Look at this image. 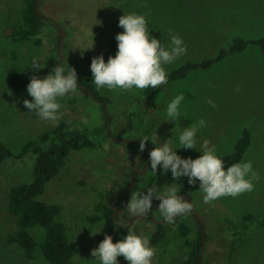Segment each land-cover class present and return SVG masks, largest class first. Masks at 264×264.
Instances as JSON below:
<instances>
[{"label":"rangeland","instance_id":"rangeland-1","mask_svg":"<svg viewBox=\"0 0 264 264\" xmlns=\"http://www.w3.org/2000/svg\"><path fill=\"white\" fill-rule=\"evenodd\" d=\"M19 7V0H0V29L8 31L12 27ZM39 10L56 20L65 32L60 47V32L49 21L45 22L40 34L41 45L33 41L9 42L0 39V140L16 154L26 141L37 138L40 132L55 125L42 121L34 112L28 111L23 100L32 97L11 87L9 77L15 72L29 74L40 69L26 66L34 57H38L41 64L50 55L57 58L58 54L60 60L61 45L60 63L73 67L76 74L87 71L92 75L90 66L79 58L85 50L95 55L102 53L100 45L104 40L102 35L110 25V11L115 14L116 22L124 12L143 13L151 34L165 44L169 30L183 38L186 53L164 66L167 73L189 59L215 56L237 35L249 39L264 34V0H41ZM51 70L47 68L44 76ZM104 89L105 94L124 100L132 98L139 90ZM180 93L184 94V99L181 102L183 115L179 122L185 118L190 120L187 126L199 118L207 122V126L197 133V147L207 139L225 160L229 158L243 129L247 128L252 142L242 161H251L257 173V178L252 180V191L235 197L221 196L209 203L203 202L198 181L189 184L188 178L181 176L187 187L184 192L190 196L192 204L205 221L206 232L210 234L201 264H264V229L231 244H225L224 236L220 234L224 211L240 217L248 212L260 213L264 210V53L256 45L248 46L243 52L230 56L208 70L192 71L186 78L170 84L166 90H157L153 103L146 106V112L135 119L132 129L124 127L125 118L117 113V105L108 106L113 119L112 137L101 149L73 151L67 167L47 183L41 196L42 200L64 205V218L72 229L71 236L81 246L70 264H98L91 250L106 234L111 235L114 242L123 237L119 232L108 231L102 221H88L86 215L97 214L94 204L98 191L104 192V200L116 209L130 171V174L141 171L142 180L138 183L134 181L126 197L127 202L132 191L155 183L154 173L150 169L144 170L145 152L144 149L140 150L137 137L143 133L150 139L161 138L163 141L174 135L170 126L176 122L162 121L163 112L166 103ZM209 98L216 107L207 103ZM61 104L60 117L72 118L73 128L91 130L103 120L99 104L79 88L75 94L62 98ZM134 108L135 105L131 106V109ZM176 151L185 158H196L201 154L196 148L180 147ZM33 173L34 162H9L0 175V264H44L38 258H25L15 246L6 243V236L13 229L7 213L6 193L12 183L31 181ZM80 180H85L87 184L81 185ZM158 204L159 200L153 198L150 209L153 215L147 212L138 216L132 222L134 227L153 232L155 220L152 216L164 219L159 213ZM117 214L122 226L128 225L136 216L129 213L124 204ZM181 221L191 226V236L196 237L199 223L190 207L189 211L175 217L173 223L164 222L166 236L153 247L152 264H176L183 259V239L178 232ZM91 228L101 231L93 234ZM34 233L40 237L43 229L37 227ZM118 261L119 264H128L122 255Z\"/></svg>","mask_w":264,"mask_h":264},{"label":"trees","instance_id":"trees-1","mask_svg":"<svg viewBox=\"0 0 264 264\" xmlns=\"http://www.w3.org/2000/svg\"><path fill=\"white\" fill-rule=\"evenodd\" d=\"M20 7L17 11L16 21L8 30L0 29V39L9 42H28L33 41L36 45L42 44L40 34L46 21L55 24L52 20L40 16L36 11L37 0H19ZM109 26L103 33L100 49L103 50L105 60L109 55H114L117 50V41L115 36L120 32L118 22L115 20V14L110 11ZM61 35L58 39V46L61 44ZM250 45H256L264 53V34L255 38H244L235 36L225 46L221 47L217 54L213 57L203 58L201 60H187L178 67L167 73V83L158 86L155 89H139L134 96L128 100L119 97L110 96L104 88H96L92 82V75L87 71L77 74V82L85 85L78 88L87 96L92 97L101 109V123L93 129L73 128L74 120L68 116H62L58 122L50 129L39 133L37 138L26 141L19 153L13 150L0 140V175L3 168L9 162L23 164L25 162H34V173L31 181L12 183L6 193L7 213L11 217L13 229L6 236V243L15 246L27 259H39L44 264H70L74 256L81 249L71 236V227L64 218V205L56 201L42 200L46 185L59 175V173L67 167L70 162L73 151H79L84 148L101 149L107 139L112 137V131L109 129L107 110L108 106L115 104L120 117L125 118L124 127L132 129L134 121L141 113L146 112V106L151 105L157 90H166L170 84L186 78L190 72L197 70H208L215 64L222 62L232 55L243 52ZM59 49V48H58ZM57 49V50H58ZM100 55V54H97ZM87 50L82 52L79 60L90 66L91 60L97 56ZM57 58L53 55L47 56L42 61L40 69L29 74L13 73L9 77V84L19 92L27 93V84L33 75L44 77L47 68L52 69L58 63ZM93 94V96H91ZM98 98L100 101L96 100ZM113 98V99H112ZM135 105L134 109L131 106ZM124 108V111H123ZM109 113V110H108ZM109 122L111 123L112 115L109 113ZM190 123L189 118L183 119L181 122L172 123L170 128L174 126L185 127ZM112 129V128H111ZM150 139V138H149ZM151 140V139H150ZM252 142V135L249 129L245 128L242 134L233 145V150L229 158L225 159V167L228 164L242 161ZM154 147L150 141L145 142L144 154L145 164L147 162L148 151ZM150 168V161L148 165ZM152 171V170H151ZM131 172V171H130ZM130 172L125 178V187H129L133 179L137 183L142 180L141 172L134 171L133 176ZM155 184L164 185L175 183L178 194L187 190L182 178L176 181L171 179V173H165L157 170L154 173ZM81 185H86L85 180H80ZM131 190L127 191L125 197L129 195ZM105 193L97 192V200L94 204V211L97 214H88L86 219L90 222L102 221L104 227L113 233L119 232L122 236L127 233L128 229L137 233L146 235L152 247L159 245L166 236L165 224L155 221V230L153 232L140 231L138 227H134L133 223L122 226L120 223L117 210L124 204V197L120 195L117 208L111 206L104 200ZM116 213V214H115ZM199 229L196 237H192L191 226L181 221L178 224V232L182 241L183 259L176 264H201L203 261L202 248L210 239L209 232L203 233V226L199 218L195 215ZM223 223L220 227V234L224 236L225 244H231L239 241L241 238L251 236L254 232L264 229V210L260 213L248 212L240 217H234L228 211L222 214ZM40 227L43 229L42 235L39 237L34 233V229ZM205 251V249H204ZM45 262H44V261Z\"/></svg>","mask_w":264,"mask_h":264},{"label":"clouds","instance_id":"clouds-1","mask_svg":"<svg viewBox=\"0 0 264 264\" xmlns=\"http://www.w3.org/2000/svg\"><path fill=\"white\" fill-rule=\"evenodd\" d=\"M118 26L123 30L115 36L116 53L109 55L107 60L102 53L91 60L90 71L96 88L155 89L166 84L167 72L164 66L185 55L187 46L183 38L169 30L165 44L151 34L145 15L135 11L124 12L118 19ZM26 66L33 69L43 67L38 57H34ZM77 80L73 67H65L58 63L44 77L31 76L26 91L32 99H24L23 104L42 121L55 125L61 115V99L76 93ZM183 99L184 94L180 93L166 103L162 121H175V126L177 125L183 115L181 108ZM207 103L216 107L211 98ZM175 126L172 130L174 135L163 141L158 135L160 139L150 140L149 136L143 133L137 137L140 140L141 151L146 141L154 145L149 152L150 168L153 173L157 170L170 172L173 181L186 176L189 184L198 181V190L204 203L221 196L235 197L253 190L252 180L257 178V173L251 161H237L225 167L223 157L217 154L215 146L210 145L207 139L200 142L197 147V133L207 126L204 118H199L195 123L181 129ZM180 147L196 148L201 154L196 158H185L176 151ZM153 198L159 200V213L169 224L191 207L190 203L178 194L175 183L159 186L149 183L131 192L126 208L132 215H144L151 209ZM99 231L101 229L92 230V233ZM91 255L98 264H119L118 257L121 255L128 264H152L154 249L146 235L128 229L127 233L115 242L111 235L106 234L98 246L91 250Z\"/></svg>","mask_w":264,"mask_h":264},{"label":"water","instance_id":"water-1","mask_svg":"<svg viewBox=\"0 0 264 264\" xmlns=\"http://www.w3.org/2000/svg\"><path fill=\"white\" fill-rule=\"evenodd\" d=\"M40 3H41V0H37V1H36V7H35V8H36L37 13H38L40 16H42V17H44V18H47V19H49V20H52V21L55 23V25L57 26V28H58V30H59V32H60V35H61V42L63 43V41H64V37H65V32L63 31L62 27L60 26V24H59L56 20H54L53 18H51V17L45 15L44 13H42V12L39 10ZM62 49H63V45H61V50H60V60H59L58 63H60V61L62 60V54H61V53H62ZM77 83H78V82H77ZM78 85L81 86L82 88H85V85H83V84L78 83ZM91 96H93V94H91ZM96 100L100 101L98 98H96ZM108 114H109V113H108V110H107L108 125H109V129H110V131H112V129H111V123L109 122V115H108ZM115 138L118 139V140H124V138H121V137H115ZM148 165H149V151H148L147 162H146V164H145V169H144V170L148 169ZM137 172H141V171H138V170H137ZM131 176H133V172L131 173ZM133 184H134V180L132 181L131 186L127 188V190H129V189L132 187ZM127 190H126V191H127ZM126 191H125V192H126ZM125 192H124V196H123V197H124V205H126V203H127V200H126V197H125ZM180 195H182L183 197H187V198H188V201H189L190 204H191V207H192V209H193V211H194V214L199 218V220H200V222H201V224H202V226H203V233H205V231H206V228H205V221H204L203 217L199 214V212L195 209L194 205L192 204V200H191L190 196H189L188 194H186V193H182V194H180ZM149 213L153 215V212H152L151 210H149ZM115 214H116V213H115ZM138 216H140V215H136L134 218H132V220L129 221V223H128V225L125 227V229L128 228V227L132 224L133 220H135ZM153 218H154L155 221H160V222H163V223L165 222L164 219L159 220V219H156L154 216H153ZM204 249H205V238H204V244H203V248H202V255H203V253H204Z\"/></svg>","mask_w":264,"mask_h":264},{"label":"flooded vegetation","instance_id":"flooded-vegetation-1","mask_svg":"<svg viewBox=\"0 0 264 264\" xmlns=\"http://www.w3.org/2000/svg\"><path fill=\"white\" fill-rule=\"evenodd\" d=\"M132 184V183H131ZM131 184H130V186H131ZM129 186V187H130ZM128 188V187H127ZM127 188H125L124 190H123V193H122V195L124 196V192L127 190ZM183 193H185V192H183ZM180 194H182V193H180ZM125 195H126V192H125ZM187 198V197H186ZM187 200H188V198H187ZM152 215V214H151ZM152 218H153V216H152Z\"/></svg>","mask_w":264,"mask_h":264}]
</instances>
